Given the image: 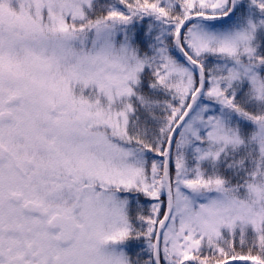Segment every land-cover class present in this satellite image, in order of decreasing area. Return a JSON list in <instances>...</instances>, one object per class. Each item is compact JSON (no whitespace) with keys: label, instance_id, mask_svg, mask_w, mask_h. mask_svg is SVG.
<instances>
[{"label":"snow or ice","instance_id":"obj_1","mask_svg":"<svg viewBox=\"0 0 264 264\" xmlns=\"http://www.w3.org/2000/svg\"><path fill=\"white\" fill-rule=\"evenodd\" d=\"M0 264H264V0H0Z\"/></svg>","mask_w":264,"mask_h":264}]
</instances>
